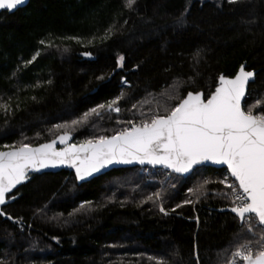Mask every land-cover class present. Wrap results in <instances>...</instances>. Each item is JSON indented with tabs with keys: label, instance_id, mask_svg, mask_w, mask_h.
<instances>
[{
	"label": "trees",
	"instance_id": "16d2710c",
	"mask_svg": "<svg viewBox=\"0 0 264 264\" xmlns=\"http://www.w3.org/2000/svg\"><path fill=\"white\" fill-rule=\"evenodd\" d=\"M72 36L81 42L63 39ZM244 62L258 71L244 109L264 113V0H136L132 9L124 0H31L0 12V103L9 107L0 109V150L52 140L63 131L55 125L123 93L121 112L70 130L77 143L112 135L149 113L154 105L132 108L149 93L176 97L169 104L188 91L207 97L222 73L233 76ZM224 170L203 166L183 177L160 169L154 184L142 173L150 167L112 170L81 185L71 170L35 174L4 207L18 222L0 216V264H224L237 244L258 236L217 210L230 206L211 193L223 185L208 184L210 193L175 208L196 199L187 189L200 177L216 181ZM127 174L137 191L113 194L110 182Z\"/></svg>",
	"mask_w": 264,
	"mask_h": 264
},
{
	"label": "snow or ice",
	"instance_id": "6c2138e0",
	"mask_svg": "<svg viewBox=\"0 0 264 264\" xmlns=\"http://www.w3.org/2000/svg\"><path fill=\"white\" fill-rule=\"evenodd\" d=\"M24 2L0 0V9L13 10ZM135 3L136 0H124L128 9H132ZM105 31L110 34L111 26ZM63 39L81 42L76 36ZM39 43L46 44L44 40ZM88 43L91 44L92 40L89 39ZM46 46H52L51 42ZM39 55L38 50L25 64H32ZM83 55L90 56L91 53ZM123 59V56L118 57L117 67L122 66ZM253 76L252 71H246L241 65L233 78L221 74L218 86L209 96L188 91L174 104H169L176 99L173 95L158 100L149 93L132 105V108L154 105L149 107V113L141 112V120L126 121L128 126L112 135L93 136L79 144L69 143L70 130L75 126L88 124L92 117L102 119L104 113L121 112L123 93L88 109L70 122L55 125V129L63 131L47 143L35 147L29 143H20L18 147L5 145L8 150H0V205L6 204V197L16 198L9 194L28 179L29 172L59 165L74 168L77 180L113 163L162 166L179 174L193 172L199 165H225L227 175L216 181L204 177L195 187L187 189L188 195L196 199L185 198L175 208L194 204L209 191L208 184L223 185L214 195L228 201L238 231L258 236V239H245L237 244L231 259L224 264H264V113L254 114V106L247 111L241 107L246 85ZM164 96L161 93V97ZM0 109L9 111L6 103H0ZM57 142L64 147L58 149ZM153 195L160 199L159 192ZM148 199L151 200L152 196ZM159 211L168 214L163 205L159 206ZM0 216H7V213L0 210ZM7 218L13 219L11 216Z\"/></svg>",
	"mask_w": 264,
	"mask_h": 264
},
{
	"label": "water",
	"instance_id": "95a60500",
	"mask_svg": "<svg viewBox=\"0 0 264 264\" xmlns=\"http://www.w3.org/2000/svg\"><path fill=\"white\" fill-rule=\"evenodd\" d=\"M30 1H31V0H25V2H24L22 5H18V6H17L15 9H13V10L0 9V12H1V11H4V10H7V11H9V12H11V13L16 12L18 9L27 6V5L30 3ZM242 65H244L246 71H252V72L254 73V76H253L252 78H250L248 84L246 85V94H245V97H243V98H242V101H241V107H242L243 110H245V109H244V101H245L246 96H247V94H248L250 84L253 83V82L256 80V76H257V72H258V71L255 70V69H251V68H249L247 62H244ZM222 75H224V76H226V77H228V78H233V77L235 76V75H233V76L225 75L224 73H222ZM217 86H218V81H217V85L215 86V88H216ZM215 88H214L213 91H215ZM213 91H212V92H213ZM193 92H196V91H193ZM199 92H202V93L204 94V96L206 97L204 91L200 90ZM245 111H246V110H245ZM49 141H50V140H49ZM49 141H46V142H43V143H47V142H49ZM69 143L79 144V143L74 142V134H72V133H71V140L69 141ZM40 144H42V143H40ZM38 145H39V144H37V145H32V146L35 147V146H38ZM56 147L59 149V148L64 147V145H61L59 142H57ZM2 150H8V149H2ZM203 166L213 167V168H217V169H222V168L226 169V166H225V165H213V164H207V165H199V166H196V168L194 169V171H195L197 168H199V167H203ZM131 167H143V168H144V167H150V168L163 169V170H165V171H167V172H169V173H171V174H176V175H180V176H183V177H189V176L194 172V171H193V172H190V173L179 174V173L172 172V171L169 170V169H165V168H163L162 166H152V165H148V164L141 165V164H139V163H137V162H133V163H131V164L113 163V164H111V165H108L106 168L101 169L99 172H97V173H93L91 176L86 177V178L83 179V180H77V182H78L79 185H81V184H83V183H86V182H88V181H91L92 179H94V178H96V177H98V176H101V175H103V174H105V173H108V172H110V171H112V170H116V169H124V168H131ZM62 170H71V171H73V172L75 173V169H74V168H71V167H69V166H67V165H59V166H57V167H48V168L41 169V170L38 171V172H29V174H28V179L24 180L21 184L17 185V187H16L15 189L12 190V193H10L9 196H11V195H12V194H13V193H14L19 187H21L22 185H24V184H26L28 181H30V180L32 179L33 175H35V174L57 173V172H60V171H62ZM14 200H15V199H14ZM14 200H11V199H9L8 197H6V201H7V202H6V204H4V205H0V210H2V211L5 212L4 207H5L6 205L12 203ZM229 208H230V206H229V207H224V208H218L217 210H218V211H221V209H224L223 211H228V212H230V211H229ZM223 211H221V212H223ZM5 213H6V212H5ZM8 216H11V215L7 213V216H2V217H3L4 219H8V218H7ZM11 217H12L13 219H9V220H11V221L14 222V223H17V222H18V220H17L16 218H14L13 216H11Z\"/></svg>",
	"mask_w": 264,
	"mask_h": 264
},
{
	"label": "rangeland",
	"instance_id": "374dc122",
	"mask_svg": "<svg viewBox=\"0 0 264 264\" xmlns=\"http://www.w3.org/2000/svg\"><path fill=\"white\" fill-rule=\"evenodd\" d=\"M112 113H114V114H117V113H115V112H112ZM254 114H256V113H254ZM77 143V142H76ZM160 171H156V170H154V172H152V173H148V172H142V173H145L146 174V176H147V178L145 177V180H146V182L147 183H149V184H154V177L152 176V174L153 173H159ZM170 178V175H166V178H165V180H167V179H169ZM137 178H135L134 176H132V175H130V174H127V175H124L123 177H117V178H115V179H113L111 182H110V184L108 185V187L109 186H111L112 188H114L113 190L115 191V192H113V194H115V193H117V192H119V191H137V186H136V183H137V180H136ZM202 177H200V179H198L200 182L202 181ZM162 183L163 182H165V181H161ZM161 187H163L162 185H161ZM112 190V189H111ZM150 190V189H149ZM149 190H147V191H149ZM147 191L146 192H144L143 194H141L140 195V197L141 196H143V195H145L146 193H147ZM207 193H210L209 191L207 192ZM206 193V194H207ZM211 193H214V192H211ZM153 194V192H150V195H152ZM79 213V212H78ZM231 259V258H230Z\"/></svg>",
	"mask_w": 264,
	"mask_h": 264
},
{
	"label": "built area",
	"instance_id": "2783aa9c",
	"mask_svg": "<svg viewBox=\"0 0 264 264\" xmlns=\"http://www.w3.org/2000/svg\"><path fill=\"white\" fill-rule=\"evenodd\" d=\"M154 170H160V169H157V168H153Z\"/></svg>",
	"mask_w": 264,
	"mask_h": 264
}]
</instances>
